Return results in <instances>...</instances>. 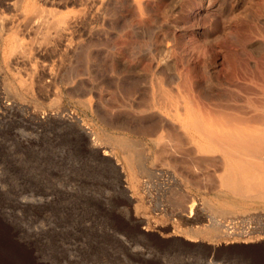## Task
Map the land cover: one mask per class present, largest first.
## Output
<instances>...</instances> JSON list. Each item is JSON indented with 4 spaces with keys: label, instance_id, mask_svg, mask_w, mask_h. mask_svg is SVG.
Returning <instances> with one entry per match:
<instances>
[{
    "label": "rangeland",
    "instance_id": "rangeland-1",
    "mask_svg": "<svg viewBox=\"0 0 264 264\" xmlns=\"http://www.w3.org/2000/svg\"><path fill=\"white\" fill-rule=\"evenodd\" d=\"M36 1L0 0V264H264V201L182 119L261 122L264 0Z\"/></svg>",
    "mask_w": 264,
    "mask_h": 264
},
{
    "label": "bare ground",
    "instance_id": "bare-ground-1",
    "mask_svg": "<svg viewBox=\"0 0 264 264\" xmlns=\"http://www.w3.org/2000/svg\"><path fill=\"white\" fill-rule=\"evenodd\" d=\"M16 1V0H15ZM17 4H16V8H18L17 6H23L24 2L27 1V0H17ZM36 0H31V2L33 3L34 6H37L36 5ZM57 1V0H56ZM60 1V0H59ZM77 1V0H76ZM104 1V0H102ZM106 1V0H105ZM58 2V1H57ZM29 3V2H28ZM31 3V4H32ZM63 3V1H62ZM61 3V4H62ZM65 3V1H64ZM91 3V2H90ZM98 3V2H97ZM14 5V4H13ZM30 5V4H29ZM27 5V6H29ZM66 5V4H65ZM39 6V5H38ZM64 6V5H62ZM24 7V6H23ZM26 8H29V7H26ZM35 9V8H34ZM33 9V10H34ZM40 9V6L39 8ZM37 7H36V11L37 12H41V10L38 11ZM43 9V8H42ZM22 10V9H21ZM25 10V9H24ZM29 10V9H28ZM31 11V9H30ZM29 11V12H30ZM36 12V13H37ZM30 13H33V12H30ZM29 13V14H30ZM39 13V14H40ZM46 13V11L44 12ZM48 13V12H47ZM23 14V13H21ZM20 14V15H21ZM25 14H27V12H25ZM27 14V15H29ZM38 14V15H39ZM49 14V13H48ZM19 15V16H20ZM51 15H53L51 13ZM22 16V15H21ZM30 16V15H29ZM28 16V17H29ZM33 16V15H32ZM31 16V17H32ZM39 16H43V13L42 15H39ZM50 17V15H47ZM62 16V19L64 20L65 19H68L67 17H64L63 18V15ZM65 16V15H64ZM68 16V15H66ZM26 17V16H25ZM27 17V18H28ZM29 17V18H31ZM47 17V19L50 20V18ZM53 17V16H51ZM60 17V16H58ZM57 17V18H58ZM46 16L44 15V20H45ZM57 18H53L52 20H54V23H55V19ZM2 19V18H1ZM34 20V18L32 17L31 20ZM78 19V18H77ZM81 19V17H80ZM79 19V20H80ZM8 20V19H7ZM32 20V21H33ZM44 20H42L44 22ZM49 20H45L44 23H47L46 21H49ZM58 20L60 19H57V23H59L60 25H58L57 28H59V26L61 27L64 22L66 20H64L63 22H58ZM1 21V20H0ZM3 21V20H2ZM51 21V20H50ZM62 21V20H61ZM4 22V21H3ZM1 22V23H3ZM9 22V21H8ZM42 22V23H43ZM68 22V21H67ZM81 22V21H80ZM0 23V34H2L3 36H7L8 33H10L12 31V28L14 27H9L8 25H6L5 23L4 24H1ZM10 23V22H9ZM8 23V24H9ZM54 23L52 24V22L50 23L51 25H53L52 27H56L54 26ZM38 24V23H37ZM39 25V24H38ZM51 25H49V27H51ZM57 25V24H56ZM67 25H70V24H67ZM75 26V25H74ZM78 26V25H77ZM17 27V26H16ZM43 27H47V24L46 26L44 25ZM63 27H66L63 25ZM69 27V26H68ZM33 28V27H32ZM31 28V29H32ZM39 28V27H38ZM62 28V27H61ZM41 29V28H40ZM66 29V28H64ZM15 30V29H14ZM19 31L16 32V33H19L21 29H18ZM50 30V29H49ZM70 30V29H69ZM57 31V29L55 30ZM65 31V30H63ZM68 31V30H66ZM65 31V32H66ZM49 32V31H48ZM13 33V31L11 32V34ZM15 33V34H16ZM62 34H64V32H60ZM68 34V32H66ZM65 33V35H66ZM5 34V35H4ZM20 34V33H19ZM50 34V33H49ZM46 33V35H49ZM59 34V33H58ZM1 35V37H2ZM70 35V34H69ZM10 36V35H9ZM14 36V35H13ZM17 36V35H16ZM15 36V37H16ZM62 36V35H60ZM11 37V36H10ZM49 37V36H47ZM6 39H8L7 37H5ZM70 38V37H69ZM12 39V38H11ZM15 39V38H14ZM17 40L18 37L16 38ZM15 39V41H16ZM4 40V39H3ZM14 41V47H13V50L14 48L16 50H20L22 51V47L20 46V44H16ZM10 42L7 41V43ZM18 42V41H17ZM21 42V41H20ZM11 43V42H10ZM13 44V43H11ZM7 46V45H6ZM24 46V45H23ZM21 47V48H20ZM17 48H20V49H17ZM24 48V47H23ZM7 49V47H6ZM8 51V50H7ZM12 51V50H11ZM9 52V51H8ZM7 52V53H8ZM14 52V51H13ZM10 53V52H9ZM18 53V52H17ZM12 55V53H11ZM15 57V56H14ZM223 95L221 94L220 97H222ZM169 99V98H168ZM171 99V98H170ZM172 101V99L170 100ZM174 102V101H173ZM171 104V103H170ZM173 107V106H172ZM166 108V107H165ZM164 108V109H165ZM178 108V107H177ZM180 109V108H179ZM181 109H184V108H181ZM168 110V109H167ZM185 110H187L185 108ZM191 110V108H190ZM166 111V110H165ZM184 111V110H183ZM169 112V111H167ZM177 115L179 116L178 114V111H176ZM172 113V111L170 112ZM185 113V112H183ZM169 114V113H168ZM173 114V113H172ZM171 114V116H172ZM181 114V113H180ZM186 114V113H185ZM182 115V114H181ZM196 115V114H195ZM194 114L192 115L190 112L189 114H186V116L182 115L183 116V122H184V126L187 128L186 131H188V129H190L189 131H193L195 134H196V138L198 139V146L199 148L197 147L196 149H200L201 152L203 153H206L207 155L211 154L212 155H219L220 157L223 158V161H221V159L219 160L220 164H218L219 166H217L216 170H215V173H216V176L218 177V180H219V185L221 186V188H223L224 190H226V192L228 191V194L231 193L232 195H234V197H241V198H244L245 199H256L258 201H264V157L263 158H259V153L261 151V145L264 144V114H263V119L261 120V122H259L258 124H244V123H227L225 121H221V122H211L210 125H207L205 124V122H202V120H197L195 119V116ZM176 117V116H175ZM173 117V121H174V118ZM184 117H186L184 119ZM172 118V117H171ZM180 118V117H179ZM180 118V119H181ZM199 118V117H197ZM200 119V118H199ZM176 121H177V118H176ZM180 121V120H179ZM182 121V120H181ZM208 123V122H207ZM166 125V124H165ZM180 125V123H179ZM182 126V127H184ZM153 129V128H152ZM155 129V128H154ZM159 129V127H158ZM164 131H162L163 133H161L159 130L155 129L151 132L150 136H156V140H159V139H162V140H165L167 143H170L171 145H174L178 148H182L186 141L185 139L180 135L181 134V131H180V134L178 133V129L177 131L171 127H163ZM181 129V128H180ZM182 130V129H181ZM184 131V130H183ZM183 131H182V135H183ZM184 131L186 134L189 132H186ZM159 132L161 134H159ZM191 133V132H190ZM193 133V134H194ZM194 134V136H195ZM191 136V135H190ZM185 137H188V135ZM193 137V136H192ZM190 139V138H188ZM195 140V138H193ZM127 140H129L127 138ZM126 139L124 140H121V146H124V147H132L134 148V150H137V146L135 145H132L130 143V141H127ZM153 142H156L155 139H152ZM193 140V141H194ZM120 141V140H119ZM192 141V140H191ZM159 142V141H158ZM190 141H188L189 143ZM197 141H195L196 143ZM162 143H165V142H162ZM158 143H156L157 145ZM169 145V144H168ZM192 145V144H190ZM195 146V145H194ZM197 146V145H196ZM185 147V146H184ZM184 149V148H183ZM186 151V148L184 149ZM196 150V151H197ZM125 151V150H123ZM130 151V150H129ZM128 151V152H129ZM182 151V150H181ZM195 151V152H196ZM136 152V151H135ZM176 152V151H175ZM184 152V151H182ZM187 153V152H186ZM191 153V152H190ZM189 153V154H190ZM126 154V153H125ZM133 154V153H132ZM137 154V153H135ZM175 154V153H174ZM184 154V153H183ZM195 155H197L195 153ZM200 155V154H199ZM202 155V154H201ZM129 156H130V153H129ZM128 156V153L126 154V159L129 157ZM134 156V155H133ZM217 156V160L220 158ZM130 158V157H129ZM128 158V159H129ZM132 158V157H131ZM203 158V157H202ZM202 158L200 160H202ZM206 158V157H204ZM207 159V158H206ZM205 159V162L208 160ZM212 158H209V160L213 163L211 164H214L215 163V158L212 159ZM132 159H130L129 161H131ZM137 161V160H136ZM134 161V163L136 162ZM204 161V160H203ZM133 162V161H132ZM131 162V164H132ZM200 162V161H199ZM210 163V162H209ZM218 163V161L216 162ZM130 164V163H129ZM135 165V164H134ZM215 165V164H214ZM213 165V166H214ZM131 166V165H130ZM134 167V166H133ZM132 168V167H131ZM135 171V170H134ZM133 172V171H132ZM134 175V173L132 174ZM136 175V174H135ZM132 176L133 178L134 177H138V176ZM136 179V178H135ZM217 183V184H218ZM218 185V186H219ZM217 186V185H216ZM215 188V187H214ZM217 189V188H216ZM222 189V190H223ZM212 190H215V189H212ZM219 190V189H218ZM221 190V191H222ZM220 191V190H219ZM224 192V193H226ZM217 193V192H216ZM220 193V192H218ZM222 194V193H221ZM227 195V194H226ZM217 197V196H216ZM225 198V197H224ZM222 198V199H224ZM227 200V199H226ZM220 201V200H219ZM249 202V201H248ZM220 203V202H219ZM222 203V201H221ZM243 203V202H242ZM245 203V202H244ZM251 203V202H250ZM224 204V202H223ZM226 204V203H225ZM249 204V203H247ZM253 204V203H252ZM251 204V205H252ZM242 205V204H241ZM246 205V204H245ZM225 206V205H224ZM228 206H230L228 204ZM233 206V205H232ZM244 206V205H243ZM248 206V205H247ZM246 207V206H245ZM231 207H227V209H230ZM234 208V207H232ZM237 208V207H236ZM255 208V207H254ZM235 209V208H234ZM233 209V210H234ZM242 209V207H241ZM244 209V208H243ZM237 210V209H236ZM235 210V211H236ZM234 211V212H235ZM240 211V210H239ZM230 212V210L228 211ZM237 212V211H236ZM240 212H243L240 211ZM227 226V225H225ZM229 227V225H228ZM227 227V233L229 232V228ZM218 230V228H215V227H210V229H208V233L209 234H214L216 233L215 231ZM224 232V231H223ZM233 233V232H232ZM208 234V235H209ZM217 234V233H216ZM234 234V233H233ZM215 235V234H214ZM212 236V235H211ZM232 237V234L230 235ZM234 236V235H233ZM215 238V236H214ZM213 238V239H214Z\"/></svg>",
    "mask_w": 264,
    "mask_h": 264
}]
</instances>
